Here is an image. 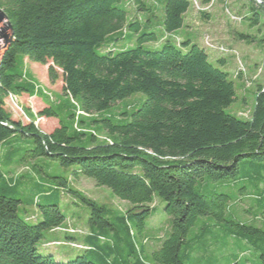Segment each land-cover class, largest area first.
Here are the masks:
<instances>
[{
	"label": "trees",
	"instance_id": "obj_1",
	"mask_svg": "<svg viewBox=\"0 0 264 264\" xmlns=\"http://www.w3.org/2000/svg\"><path fill=\"white\" fill-rule=\"evenodd\" d=\"M122 2L0 0V8L6 12L14 32L12 41L4 48L0 68V147H9L11 154L16 151L12 138L17 133L32 137L33 144L27 147L30 157L48 155L62 166H78L80 173L94 178L98 185L110 187L116 196L131 203L128 220L132 216L139 231L146 227L154 197L160 196L166 202L165 212L172 223L160 247L152 252L157 264H186L195 242L186 238L200 217L264 235V228L228 220L233 197L220 191L228 183L239 186L241 192L260 191L258 208L264 217L263 85L258 87L249 118L227 113L237 96V86L230 74L211 62V50L204 44L167 36L183 27L192 0L165 1L162 26L167 35L141 33L133 47L99 52L110 35L123 31L138 33L141 29L137 19L129 20ZM146 2L133 0L139 10H149ZM127 37L133 43V38ZM161 39L159 49L144 47L147 42ZM19 55L48 65L50 82L62 77V93L75 107L69 110L73 127L78 111L86 114L78 116L81 127L74 128V134L62 119L53 131L44 132L36 118L24 122L6 109L10 94L50 98L37 84H17L24 75L11 70ZM218 61L227 63L224 56ZM139 92L147 98L131 114L122 112L117 120L100 115ZM46 103L38 116L60 118L58 109L62 104L56 108L51 105L55 103ZM94 115L100 117L91 118V122L100 128L83 129L86 118ZM55 179L59 182L54 186L56 191L67 185L65 179ZM73 192L91 207V223L111 214L109 208ZM53 193L49 189L45 197L51 199ZM20 204V199L0 193V264H98L88 254L103 247L99 244L101 238L94 233L87 235L86 245L72 244L88 251L69 261L41 253L37 243L44 231L59 228L66 216L59 203H50L40 205L42 219L38 223H29L19 215ZM129 233L134 241L126 244H130L131 253H137L138 259H114L113 264H148L142 259L144 251L138 247L135 233ZM149 241L152 239H144L145 243ZM106 248L110 252L116 250ZM262 259L264 263V254Z\"/></svg>",
	"mask_w": 264,
	"mask_h": 264
},
{
	"label": "rangeland",
	"instance_id": "obj_2",
	"mask_svg": "<svg viewBox=\"0 0 264 264\" xmlns=\"http://www.w3.org/2000/svg\"><path fill=\"white\" fill-rule=\"evenodd\" d=\"M165 1L147 0L149 10H139L133 0H123L121 5L128 11L129 20L137 19L141 24V29L138 33L123 31L110 35L98 51L105 52L110 49L120 51L129 46L133 47L141 33L156 32L159 37L167 35L162 26L164 19L162 8ZM197 1L201 6H207L206 3L209 0ZM208 10L198 11L192 4L185 14L183 27L167 36L173 40L179 38L184 41L192 40L201 46L205 41L211 42L216 48L224 46L226 49L224 53L216 49H211V51L208 49V52H217L211 54V62L221 70L228 72L237 86L236 100L226 111L238 117L249 118L254 108L258 87L261 84L264 87V5L258 3L257 0H216ZM255 14H258V17H255ZM192 15L195 16V20L191 30L188 27V20ZM217 19L224 20L231 28L229 30L227 28L226 34L221 36L222 39L219 41H216L217 35L212 30L214 28L212 23ZM239 32L248 33L251 38L245 41L239 39L236 37ZM125 37L133 38V43ZM162 44L161 39L157 42H147L144 47L159 49ZM3 49H0V53ZM222 56L227 59V63L221 64L218 61ZM24 58L19 55L11 70L12 73L24 75V78L18 80L17 84H25L27 76L28 79L32 78L40 82L44 93L55 103L51 105L58 108L57 105L62 104L58 109L60 118L38 116L39 111L44 109L45 105L43 101L29 97L19 96L16 101L7 97L6 109L15 118L23 119L24 122L30 119L27 113L32 110L37 114L36 123L44 132L53 131L60 125L59 119H62L70 127V133L74 134L76 126L74 124L73 127V120L70 119L69 113L75 107L71 99L62 93V77L52 83L48 81V65ZM146 98L144 93H135L114 104L100 115L120 119L122 112L127 111L131 114ZM100 115L86 118L83 129L98 130L100 127L92 123L91 118H99ZM80 127L78 122L77 128ZM16 135L17 137L12 138V146L16 149L14 153L9 154L7 146L3 149L0 147V152H4L0 158V193L21 200L19 215L26 218L29 223H38L42 219L40 205L50 203H59L66 216L60 229L44 231L43 238L37 243L41 253L54 254L58 260L69 261L88 251L72 244L86 245L84 237L94 233L101 238L99 244L103 247L98 252L88 251V254L98 264H113L114 259L116 262L121 259L135 262L138 259L137 253H131L130 244H126V242L134 241L129 233L132 230L135 233L138 247L144 251L142 259L148 264H157L152 259V252L160 247L165 238L163 236L170 231L172 223L170 215L165 212L166 202L160 196L154 197L151 215L145 221L146 227L139 231L132 221V216L128 220V210L132 206L130 202L116 196L110 187L98 185L94 178L80 173L78 166H62L57 159L48 155L30 157L27 147L33 144V138L21 133ZM81 138L83 141L86 139ZM55 177H61L67 181V185L59 191L54 189L55 185H59ZM49 189L54 192L51 199L45 197ZM238 189L239 186L228 183L220 190L233 197L229 203L227 219L264 228V217L260 215L257 199L260 191L251 189L245 193ZM73 191H78L101 206L109 208L111 214L108 217L99 218L97 223H91V207ZM71 230H75L76 233H69L68 231ZM201 234L203 235L200 237ZM71 237L76 240H71ZM146 237L152 239L153 243H145ZM186 240H195L190 247L194 250L191 253L189 251L186 264H264L262 259L264 235L250 234L231 223H218L210 217H200L189 231ZM104 245L115 247L116 250L110 252Z\"/></svg>",
	"mask_w": 264,
	"mask_h": 264
},
{
	"label": "crops",
	"instance_id": "obj_3",
	"mask_svg": "<svg viewBox=\"0 0 264 264\" xmlns=\"http://www.w3.org/2000/svg\"><path fill=\"white\" fill-rule=\"evenodd\" d=\"M195 20V16L194 15H192V16H190L189 17V20H188V27L192 30V25H193V21ZM212 27H214V28H212V30H213V33H216V35H217V39H216V41H219V39H222L221 38V36L223 37V35L224 34H226V32H227V28H228V30L229 29H231L230 28V25H228L224 20H222V19H217L216 21H214L213 23H212ZM236 37H238L239 39H242V40H249L250 38H251V36L250 35H248V33L247 34H245V33H237L236 34ZM215 53H217V52H211V54L213 55V54H215ZM48 68V67H47ZM27 78H28V76H27ZM48 79V78H47ZM27 81H29V82H31L32 84H37L38 86H40L41 87V89H43V86L40 84V82H38V81H36L35 79H27ZM48 81H49V79H48ZM63 84V83H62ZM62 84H61V89H62ZM20 97H29V98H34V99H39V100H41V101H43V103H44V105H45V107L47 106V103L46 102H51V103H54L50 98H48V99H46V100H43L41 97H38V96H29V95H26V94H23V95H20ZM45 101V102H44ZM29 110V109H28ZM28 115V117L29 118H31V117H33L34 119L36 118V113H33L32 112V110H29L28 111V113H27ZM2 156H3V152H0V157L2 158ZM84 239L85 240H87L88 241V239H87V236H85L84 237ZM149 243H153V241H149V242H147V244H149Z\"/></svg>",
	"mask_w": 264,
	"mask_h": 264
},
{
	"label": "built area",
	"instance_id": "obj_4",
	"mask_svg": "<svg viewBox=\"0 0 264 264\" xmlns=\"http://www.w3.org/2000/svg\"><path fill=\"white\" fill-rule=\"evenodd\" d=\"M215 1L216 0H209L207 3H206V5L207 6H201L200 4H199V2L197 1V0H192V4H193V6H194V8L195 9H197L198 11H203V10H208V9H210L211 8V6H213V4L215 3ZM257 2L258 3H261V4H263V2H262V0H257ZM209 11V10H208ZM234 19L236 18V17H233ZM204 46H206L207 48H209L210 50L211 49H216V50H218V51H221V52H225L226 51V49L224 48V46H220V47H217L216 48V46L214 45V44H212L211 42H209V41H205L204 42ZM3 51H4V49H3ZM3 51L0 53V68H1V65H2V54H3ZM0 81H1V76H0ZM8 98L9 99H11L12 101H16V99L18 98V96H16V95H13V94H10L9 96H8ZM14 103V102H13ZM79 115H86V114H84L82 111H78V113H77V117H76V122H75V126H76V128L78 127V119H79ZM28 117V116H27ZM39 119V118H38ZM29 120V119H28ZM56 229H60V227L59 228H56ZM55 230V229H54ZM69 232H71V233H76V231L75 230H71V231H69Z\"/></svg>",
	"mask_w": 264,
	"mask_h": 264
},
{
	"label": "water",
	"instance_id": "obj_5",
	"mask_svg": "<svg viewBox=\"0 0 264 264\" xmlns=\"http://www.w3.org/2000/svg\"><path fill=\"white\" fill-rule=\"evenodd\" d=\"M12 24L6 12L0 8V49L5 48L13 39Z\"/></svg>",
	"mask_w": 264,
	"mask_h": 264
}]
</instances>
